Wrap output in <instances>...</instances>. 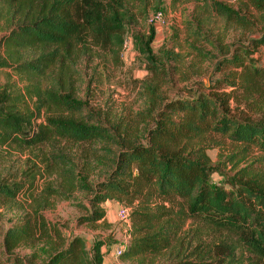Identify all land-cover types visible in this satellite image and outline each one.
<instances>
[{
	"label": "trees",
	"instance_id": "16d2710c",
	"mask_svg": "<svg viewBox=\"0 0 264 264\" xmlns=\"http://www.w3.org/2000/svg\"><path fill=\"white\" fill-rule=\"evenodd\" d=\"M243 1L260 12L263 26L259 35L219 50L205 91L161 95L167 74L152 47L156 29L148 36L137 33V50L154 78L143 83L145 108L106 125L102 110L95 112L79 97L75 73L79 61L96 50L119 61L126 27L134 20L127 0H0V68L13 70L25 84L14 92L0 87V149L34 151L55 140L74 145L86 160L79 166L67 154L42 153L43 166L22 169L23 184L0 183V200L21 194L34 210L5 232V248L47 240L52 245L40 264H104L120 242L98 237L88 246L81 235L66 240L55 227L50 234L41 212L52 205L48 198L71 199L80 190L88 199L80 206L85 213L79 224L106 223V201L133 207L124 262L264 264V0ZM213 8L244 33L255 32V21L243 10L218 0ZM216 137L234 149L229 172L226 162H211L208 140ZM93 150L106 167L95 183ZM255 154L260 156L248 160ZM38 173L57 175L62 183L47 185L42 201L33 193ZM215 174L222 183L213 182ZM190 220L200 229L185 230ZM221 232L222 239L208 240ZM10 264L31 263L15 256Z\"/></svg>",
	"mask_w": 264,
	"mask_h": 264
},
{
	"label": "rangeland",
	"instance_id": "374dc122",
	"mask_svg": "<svg viewBox=\"0 0 264 264\" xmlns=\"http://www.w3.org/2000/svg\"><path fill=\"white\" fill-rule=\"evenodd\" d=\"M214 1L163 0L159 3L158 0H127V6L130 8L129 13L134 16V20L126 27L125 43L120 59L116 61L111 54L97 50L92 55L83 57L79 61L75 73L79 97L88 101L95 112L102 110L105 114L102 119L106 125H114L124 116H134L133 112L144 110L146 98L143 94V83L150 78H154L147 69L145 58L137 50L135 35L141 33L148 36L151 33L152 26L156 29L152 47L159 60L164 61L163 70L167 74L160 86V94L168 96L187 95V88L205 91V85L208 84L210 76L214 75L215 63L219 60V50L252 34L259 35L263 26L260 23L262 21L259 17L260 12L246 7L243 0L236 3H232L231 0H218L229 8L243 10V14L255 21V32L244 33L242 28H238L216 13L213 8ZM158 12L163 14V21L161 23H151V18ZM169 50L175 55L166 59L165 52ZM5 86L9 91L14 92L17 88H24L25 84L21 81V76L14 73L13 70L0 68V87ZM216 140H208L210 145L208 153L211 162L212 164L226 162L227 169L224 170L229 172L231 165L228 160L231 155L233 156L234 149L225 145L227 143L220 138L216 137ZM110 148L112 151L117 150L113 146ZM42 153H59L64 156L67 154L79 166H84L86 163L85 158L77 153L75 146L72 145L71 147L66 142L58 143L55 140H50L34 151L30 149L21 151L18 148L7 147L0 149V183L13 184L20 182L23 184L26 177H24L22 169L34 166L35 162H37V165L43 166L40 164ZM37 154L39 157H36ZM95 154L93 150L89 162L91 164L90 181L92 180L94 183L103 177L101 175L106 168L104 163L98 161ZM105 155L106 159L112 158L108 153ZM259 156V154H255L250 156L248 160H255ZM239 160H241L240 155L236 157L235 162ZM261 162H264V160ZM244 165L245 163H242L240 166ZM41 176V173H38L35 180V191L33 192L37 201H42L41 195L47 185L54 184V188L62 185L61 179L57 175L46 174L43 178ZM223 180V177L219 174L213 176V182L215 183H222ZM62 198H48L52 205L41 210L48 223L50 234H53L52 228L55 227L66 240L73 235H81L86 239L88 246H91L96 238H106L107 236H112L122 245L125 243L124 235L130 236L132 220L129 224L120 221L117 215L118 211L115 214L108 207V217L105 214L106 223H100L97 227H92L87 223L79 224L78 217L85 213L80 206L86 205L88 199L85 192L78 190L71 195V199ZM30 203L31 200L26 199L21 194L15 199L4 197L0 200L1 263L10 264L14 261L15 256H19L28 263L40 264L52 245L47 240H40L21 244L12 251L4 247L5 232L19 224L26 212L30 211L32 213L34 211L30 206L28 207ZM102 206L107 213L105 203ZM27 207L28 209L25 211ZM187 229H190L193 233L200 229V224L190 220L185 227V230ZM223 236H226L223 232L211 233L208 235V240L222 239ZM108 255L106 257H109ZM237 258L242 257L238 256ZM110 259L109 264H131L117 257L115 248L114 255L110 256Z\"/></svg>",
	"mask_w": 264,
	"mask_h": 264
},
{
	"label": "built area",
	"instance_id": "2783aa9c",
	"mask_svg": "<svg viewBox=\"0 0 264 264\" xmlns=\"http://www.w3.org/2000/svg\"><path fill=\"white\" fill-rule=\"evenodd\" d=\"M238 0H231L232 3H236ZM163 14L161 12L156 13V15L154 17L151 18V23H161L163 21L162 19ZM132 212L133 209L131 206L128 205H122L120 206L117 215L120 219V221L126 222L127 224L130 223L131 221V216H132ZM128 244V242H125L123 245L121 246H116L115 247V255L117 257H120V255L122 254L124 247Z\"/></svg>",
	"mask_w": 264,
	"mask_h": 264
},
{
	"label": "crops",
	"instance_id": "0c3cea01",
	"mask_svg": "<svg viewBox=\"0 0 264 264\" xmlns=\"http://www.w3.org/2000/svg\"><path fill=\"white\" fill-rule=\"evenodd\" d=\"M120 203H118V202H116V201H106L105 202V208H106V211H107V207L111 210L112 209V211L113 212H115V214H116V212L118 211V209L120 208ZM106 215H107V217H108V211H107V213H106ZM119 239V238H118ZM130 239V236L129 235H124V240H125V242H128V240ZM120 241H121V239H120ZM118 244H116V245H114V247H113V249H112V252L110 253V255H108L109 257H105V259H104V264H109L110 263V261H111V259H110V256H113L114 255V248L117 246Z\"/></svg>",
	"mask_w": 264,
	"mask_h": 264
},
{
	"label": "clouds",
	"instance_id": "9594fccd",
	"mask_svg": "<svg viewBox=\"0 0 264 264\" xmlns=\"http://www.w3.org/2000/svg\"><path fill=\"white\" fill-rule=\"evenodd\" d=\"M118 246V245H117Z\"/></svg>",
	"mask_w": 264,
	"mask_h": 264
}]
</instances>
